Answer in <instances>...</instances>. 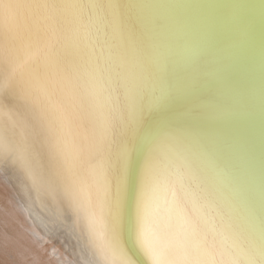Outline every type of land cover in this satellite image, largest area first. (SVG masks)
Wrapping results in <instances>:
<instances>
[{
    "label": "snow or ice",
    "instance_id": "obj_1",
    "mask_svg": "<svg viewBox=\"0 0 264 264\" xmlns=\"http://www.w3.org/2000/svg\"><path fill=\"white\" fill-rule=\"evenodd\" d=\"M256 7L0 0V171L80 229L81 264H264Z\"/></svg>",
    "mask_w": 264,
    "mask_h": 264
},
{
    "label": "bare ground",
    "instance_id": "obj_2",
    "mask_svg": "<svg viewBox=\"0 0 264 264\" xmlns=\"http://www.w3.org/2000/svg\"><path fill=\"white\" fill-rule=\"evenodd\" d=\"M255 9L256 33L250 56L259 84V0H248ZM252 131L257 147L260 117L257 107ZM31 182L14 166L5 163L0 171V264H81L84 254L80 229L68 224L53 226L48 213L29 193ZM35 201V203H34Z\"/></svg>",
    "mask_w": 264,
    "mask_h": 264
}]
</instances>
